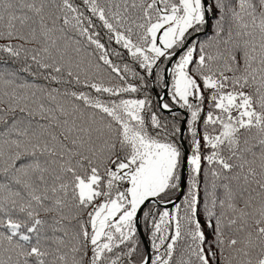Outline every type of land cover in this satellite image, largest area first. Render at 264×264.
I'll return each mask as SVG.
<instances>
[{
  "label": "snow or ice",
  "instance_id": "obj_1",
  "mask_svg": "<svg viewBox=\"0 0 264 264\" xmlns=\"http://www.w3.org/2000/svg\"><path fill=\"white\" fill-rule=\"evenodd\" d=\"M0 264H264V0H0Z\"/></svg>",
  "mask_w": 264,
  "mask_h": 264
}]
</instances>
